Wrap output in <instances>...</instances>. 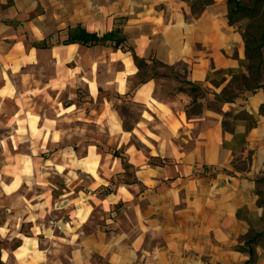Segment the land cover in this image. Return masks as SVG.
<instances>
[{
    "label": "crops",
    "instance_id": "0c3cea01",
    "mask_svg": "<svg viewBox=\"0 0 264 264\" xmlns=\"http://www.w3.org/2000/svg\"><path fill=\"white\" fill-rule=\"evenodd\" d=\"M192 1L0 0V129L16 135L24 130L30 136L35 129L51 136L59 117L71 113L60 95L68 91L67 104H75V92L69 89L82 80L85 67L91 72L94 66L120 62L128 79L136 72L133 56L167 66L183 63L189 81L205 90L213 71L244 69V43L228 25L225 0H214L196 14L189 7ZM81 31L99 40L87 46L66 42ZM262 55L264 59V51ZM156 88L154 82H145L135 97L149 109ZM261 106L264 87L220 103L221 111H242L257 122L251 129L237 121L235 137L223 129L219 112L205 108L191 119L185 110L178 114L180 131L187 136L179 148L183 153L177 162L154 167L140 179L145 191L138 200L149 202L139 218L153 239L139 234L129 247L134 259L124 257L119 264H137L136 255L138 264H264V238L258 237L264 233L259 226L263 208L258 205V183L264 178ZM46 112L56 118L55 127ZM239 137L244 145L236 150ZM236 151L250 153L251 164L245 172L223 173ZM198 168L205 173L194 174ZM84 216V211L74 215L75 229L83 226Z\"/></svg>",
    "mask_w": 264,
    "mask_h": 264
},
{
    "label": "rangeland",
    "instance_id": "374dc122",
    "mask_svg": "<svg viewBox=\"0 0 264 264\" xmlns=\"http://www.w3.org/2000/svg\"><path fill=\"white\" fill-rule=\"evenodd\" d=\"M242 4L256 12L233 27L255 46L264 36V0H244ZM80 35L85 36L73 32L66 42ZM89 44L93 43L83 46ZM144 61L141 70L136 67L128 79L122 75L120 62L94 66L91 72L83 68L82 80L69 89L75 92V104H67L68 91L60 95L61 104L71 113L59 117L60 125L51 136L49 132L30 136L24 130L16 135L0 129V264H119L124 257L134 259L129 247L139 234L153 239L152 230L145 229L139 218L140 209L146 210L149 202L138 200L145 191L140 179L154 167L177 162L183 153L179 148L184 147L187 136L184 129L180 131L178 114L191 109L192 96L188 95L185 64ZM243 66L239 69L246 73L245 68H250L264 87V64L257 67L251 61ZM229 79L213 71L209 89L202 88L204 98L197 94L195 99L201 112L207 108L230 115L221 114L229 124L228 131L243 113L220 110L217 99L222 89H234ZM148 81L157 86L154 101L148 100L149 109L135 97L138 87ZM91 84L95 95L89 94ZM126 88L128 91L120 94ZM178 88L185 93H177ZM215 91L220 95L213 94ZM152 104L161 112L154 111ZM7 109L11 111L12 106ZM46 113L53 121L49 125L55 127L56 118ZM185 121L182 118V123ZM239 146L241 138L236 150ZM251 161L250 153L245 156L236 151L229 170L221 171L245 172ZM203 173L205 168L194 170V174ZM258 186V205L263 208L259 226L263 228L264 178ZM82 211L81 222L85 223L75 229L74 215ZM138 256L137 264L141 262Z\"/></svg>",
    "mask_w": 264,
    "mask_h": 264
},
{
    "label": "trees",
    "instance_id": "16d2710c",
    "mask_svg": "<svg viewBox=\"0 0 264 264\" xmlns=\"http://www.w3.org/2000/svg\"><path fill=\"white\" fill-rule=\"evenodd\" d=\"M263 0H257V2H260ZM214 2V0H193L190 2L189 7L191 12L193 14L198 13L203 7H207L211 5ZM226 6H227V21L228 25L233 27L236 22L242 21L244 19L252 18L249 15H254L256 12V8L254 9H247L242 2L238 0H225ZM235 18L236 21H235ZM85 36H78L76 38H73L74 42H78L81 45H85L87 42H97L99 39L96 37V35H88L85 32H82ZM243 42H244V56L246 62L249 64L251 61H254L256 66H262L264 64V59L262 52L264 51V36L258 39L257 44L255 46H252V42L244 35L242 37ZM72 41V42H73ZM253 42L256 43L254 40ZM115 48L117 45L114 46ZM133 61L137 67V69L140 71L143 65L145 64L144 60H141L135 56H133ZM246 73H243L241 70H225V71H218V74L225 77H229V85H233L234 89L231 91H227L226 88L222 89L220 97L217 99L219 100L220 103H232L234 99L236 98L237 94L240 93H252L258 89L263 88V86L259 82L258 76L252 75L250 73V68H245ZM186 84L189 86L188 90V95L192 96V102L190 104L191 109L190 110H185V115L187 118L190 116H198L201 114V105L197 103L196 96L197 94H202L201 99L204 98V90L202 87L195 85L191 83L190 81H186ZM215 85L214 83H212ZM177 93H185L184 89H177ZM264 106L261 107L260 111L264 112ZM216 112H219V114H222L224 117H230V115H227L226 113H221L220 111L215 110ZM236 120L239 121H244L247 123V126L249 128H255L257 125V122L249 116L247 113L243 112L242 116L236 117ZM229 124L226 121L222 122L223 129L227 132H230L234 136L233 130L227 129V126ZM235 137V136H234ZM241 138V137H239ZM238 138V139H239ZM244 145V140L243 138L241 139V146L243 147ZM248 162H250V157L248 158ZM259 238H264V233L258 236Z\"/></svg>",
    "mask_w": 264,
    "mask_h": 264
},
{
    "label": "bare ground",
    "instance_id": "6f19581e",
    "mask_svg": "<svg viewBox=\"0 0 264 264\" xmlns=\"http://www.w3.org/2000/svg\"><path fill=\"white\" fill-rule=\"evenodd\" d=\"M90 92L95 95L96 94V88L94 85H90ZM36 121V119H34V122ZM33 131L37 132L35 129H33Z\"/></svg>",
    "mask_w": 264,
    "mask_h": 264
}]
</instances>
